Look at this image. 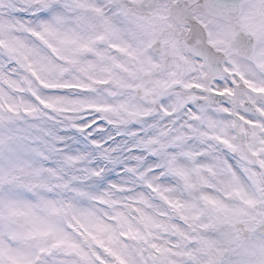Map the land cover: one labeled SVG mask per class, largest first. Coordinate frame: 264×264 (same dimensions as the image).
<instances>
[{
  "label": "snow or ice",
  "instance_id": "snow-or-ice-1",
  "mask_svg": "<svg viewBox=\"0 0 264 264\" xmlns=\"http://www.w3.org/2000/svg\"><path fill=\"white\" fill-rule=\"evenodd\" d=\"M0 264H264V0H0Z\"/></svg>",
  "mask_w": 264,
  "mask_h": 264
}]
</instances>
